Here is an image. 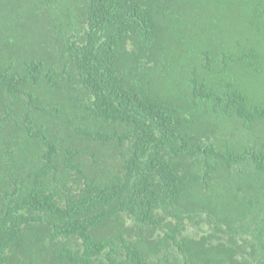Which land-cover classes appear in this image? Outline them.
Listing matches in <instances>:
<instances>
[{"label":"trees","instance_id":"1","mask_svg":"<svg viewBox=\"0 0 264 264\" xmlns=\"http://www.w3.org/2000/svg\"><path fill=\"white\" fill-rule=\"evenodd\" d=\"M0 264H264V0H0Z\"/></svg>","mask_w":264,"mask_h":264},{"label":"rangeland","instance_id":"2","mask_svg":"<svg viewBox=\"0 0 264 264\" xmlns=\"http://www.w3.org/2000/svg\"><path fill=\"white\" fill-rule=\"evenodd\" d=\"M99 148H100V150L102 149V147H101V146H100Z\"/></svg>","mask_w":264,"mask_h":264}]
</instances>
